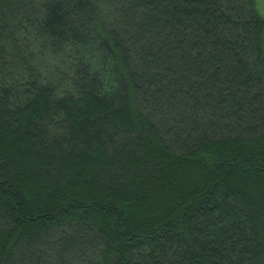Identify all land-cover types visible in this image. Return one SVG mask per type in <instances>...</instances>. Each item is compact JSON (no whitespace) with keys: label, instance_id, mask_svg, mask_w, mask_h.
<instances>
[{"label":"trees","instance_id":"16d2710c","mask_svg":"<svg viewBox=\"0 0 264 264\" xmlns=\"http://www.w3.org/2000/svg\"><path fill=\"white\" fill-rule=\"evenodd\" d=\"M0 264H264V0H0Z\"/></svg>","mask_w":264,"mask_h":264}]
</instances>
